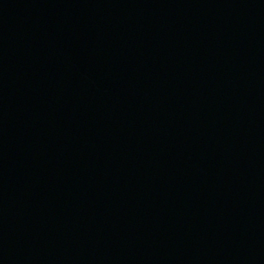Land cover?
<instances>
[{"label":"water","instance_id":"95a60500","mask_svg":"<svg viewBox=\"0 0 264 264\" xmlns=\"http://www.w3.org/2000/svg\"><path fill=\"white\" fill-rule=\"evenodd\" d=\"M0 264H264V0H0Z\"/></svg>","mask_w":264,"mask_h":264}]
</instances>
